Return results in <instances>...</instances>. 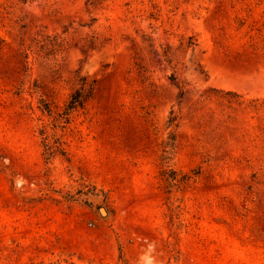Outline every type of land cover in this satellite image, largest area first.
Segmentation results:
<instances>
[{
    "label": "rangeland",
    "instance_id": "1",
    "mask_svg": "<svg viewBox=\"0 0 264 264\" xmlns=\"http://www.w3.org/2000/svg\"><path fill=\"white\" fill-rule=\"evenodd\" d=\"M0 264H264V0H0Z\"/></svg>",
    "mask_w": 264,
    "mask_h": 264
},
{
    "label": "trees",
    "instance_id": "2",
    "mask_svg": "<svg viewBox=\"0 0 264 264\" xmlns=\"http://www.w3.org/2000/svg\"><path fill=\"white\" fill-rule=\"evenodd\" d=\"M22 1L27 2L28 0H22ZM109 1H111V0H85V5L88 8V10L92 12L93 10H96V9H103L104 6L106 5V3H108ZM93 21H96V18H93ZM59 46L61 47L62 45L60 44ZM89 46L92 48H95L97 46V42L93 41L90 43ZM164 56L169 61L168 54L165 53ZM172 78L176 79V76L173 74ZM84 80L85 79H82V81H83L82 86L80 88H78L71 95V97L67 103V107H66V111H65L66 115H69L71 112H73L77 109L85 108L88 100L92 98V96L94 94V90H95L94 84H90L88 88H85ZM183 93H184L183 88H181V91L178 95V98H181L183 96Z\"/></svg>",
    "mask_w": 264,
    "mask_h": 264
},
{
    "label": "water",
    "instance_id": "3",
    "mask_svg": "<svg viewBox=\"0 0 264 264\" xmlns=\"http://www.w3.org/2000/svg\"><path fill=\"white\" fill-rule=\"evenodd\" d=\"M101 211H103V213H104V212L106 213V210H105L104 208H102Z\"/></svg>",
    "mask_w": 264,
    "mask_h": 264
},
{
    "label": "bare ground",
    "instance_id": "4",
    "mask_svg": "<svg viewBox=\"0 0 264 264\" xmlns=\"http://www.w3.org/2000/svg\"><path fill=\"white\" fill-rule=\"evenodd\" d=\"M101 212L103 213V211H101ZM103 214H105V212Z\"/></svg>",
    "mask_w": 264,
    "mask_h": 264
}]
</instances>
